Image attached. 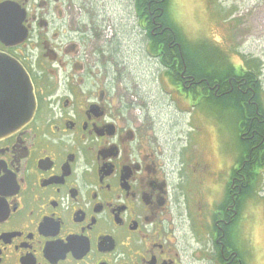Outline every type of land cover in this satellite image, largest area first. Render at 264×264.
Segmentation results:
<instances>
[{
  "label": "flooded vegetation",
  "instance_id": "1",
  "mask_svg": "<svg viewBox=\"0 0 264 264\" xmlns=\"http://www.w3.org/2000/svg\"><path fill=\"white\" fill-rule=\"evenodd\" d=\"M163 2L0 0V53L36 100L0 138V264H245L240 142L225 169L166 154L130 85L133 36L172 66L147 50ZM179 78L169 81L189 98L196 81Z\"/></svg>",
  "mask_w": 264,
  "mask_h": 264
},
{
  "label": "rangeland",
  "instance_id": "2",
  "mask_svg": "<svg viewBox=\"0 0 264 264\" xmlns=\"http://www.w3.org/2000/svg\"><path fill=\"white\" fill-rule=\"evenodd\" d=\"M169 14L189 39H208L239 66L245 57L260 61L264 87V0H169ZM134 35V33H133ZM125 47L129 78L141 97L142 111L166 154L188 163L225 169L238 150L236 115L231 107H213L199 97L183 99L156 61L145 55L144 41ZM125 41V40H123ZM126 45V44H124ZM220 52V50H216ZM159 71V72H158ZM264 104V92L261 95ZM135 107V106H134ZM135 111H140L134 108ZM225 108V109H224ZM262 159V158H261ZM253 191L241 204L240 248L245 264H264V164L257 168ZM243 171L240 172V179Z\"/></svg>",
  "mask_w": 264,
  "mask_h": 264
},
{
  "label": "trees",
  "instance_id": "3",
  "mask_svg": "<svg viewBox=\"0 0 264 264\" xmlns=\"http://www.w3.org/2000/svg\"><path fill=\"white\" fill-rule=\"evenodd\" d=\"M164 8L163 14L156 17L163 24V34L151 33V20L149 19L147 50L161 57L164 64H172L171 67L162 71L170 79L179 78V71L193 77L196 81L190 87L188 97L190 99L199 97L209 100L213 107H231L232 113L236 115V122L240 123V172H246L248 185L240 190V207L242 202L253 191L257 179V168L264 164L261 159L263 153L262 144L256 132L254 94L259 96L264 92L259 76L261 74L260 61L257 58L245 57L242 64L235 65L230 56L217 44L208 39H189L180 27L176 25L169 14V0L161 4ZM160 30V29H158ZM216 50H220L217 52ZM174 64H178L176 69ZM185 65V69H183ZM209 86L212 88L209 90ZM252 96L248 102V98ZM258 111L264 117L263 102L258 101ZM224 108V109H225ZM264 124V120L261 123ZM238 129L236 128V131ZM238 132V131H237ZM261 147V148H260ZM241 254V251H240ZM242 256V254L240 255Z\"/></svg>",
  "mask_w": 264,
  "mask_h": 264
},
{
  "label": "water",
  "instance_id": "4",
  "mask_svg": "<svg viewBox=\"0 0 264 264\" xmlns=\"http://www.w3.org/2000/svg\"><path fill=\"white\" fill-rule=\"evenodd\" d=\"M35 105L33 85L24 68L0 53V138L24 126Z\"/></svg>",
  "mask_w": 264,
  "mask_h": 264
},
{
  "label": "bare ground",
  "instance_id": "5",
  "mask_svg": "<svg viewBox=\"0 0 264 264\" xmlns=\"http://www.w3.org/2000/svg\"><path fill=\"white\" fill-rule=\"evenodd\" d=\"M264 90V89H263Z\"/></svg>",
  "mask_w": 264,
  "mask_h": 264
}]
</instances>
